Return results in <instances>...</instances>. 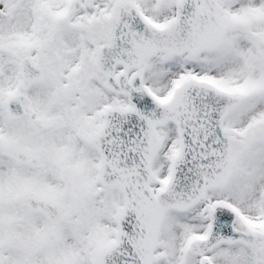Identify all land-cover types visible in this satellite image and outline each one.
Segmentation results:
<instances>
[{
    "label": "snow or ice",
    "instance_id": "6c2138e0",
    "mask_svg": "<svg viewBox=\"0 0 264 264\" xmlns=\"http://www.w3.org/2000/svg\"><path fill=\"white\" fill-rule=\"evenodd\" d=\"M0 264H264V0H0Z\"/></svg>",
    "mask_w": 264,
    "mask_h": 264
}]
</instances>
